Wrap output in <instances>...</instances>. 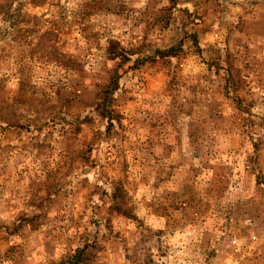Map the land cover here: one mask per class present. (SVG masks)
Returning <instances> with one entry per match:
<instances>
[{
  "label": "rangeland",
  "instance_id": "rangeland-1",
  "mask_svg": "<svg viewBox=\"0 0 264 264\" xmlns=\"http://www.w3.org/2000/svg\"><path fill=\"white\" fill-rule=\"evenodd\" d=\"M0 264H264V0H0Z\"/></svg>",
  "mask_w": 264,
  "mask_h": 264
},
{
  "label": "trees",
  "instance_id": "trees-1",
  "mask_svg": "<svg viewBox=\"0 0 264 264\" xmlns=\"http://www.w3.org/2000/svg\"><path fill=\"white\" fill-rule=\"evenodd\" d=\"M113 43H115V42H113ZM116 44H118V43H115V45ZM115 52H116V56L118 58H120L122 61H129V60H131L130 59L131 58L130 56L133 55V54H130L129 55V53H125L122 50V48L119 47V44L117 45V47H115ZM127 55H129V56H127ZM117 77H118V75H117L116 71L114 70V74L110 77L108 83L105 85V87L101 91V96H102L101 104L103 105L102 112H103V114H106V116L109 119H111L110 114H112V112H113V109L109 108V103L111 101L110 98H111V95H112V91L117 86V81H116ZM75 257H76V255H75Z\"/></svg>",
  "mask_w": 264,
  "mask_h": 264
}]
</instances>
